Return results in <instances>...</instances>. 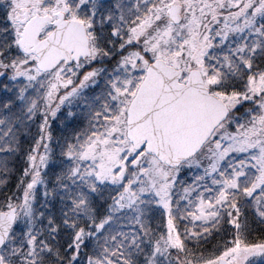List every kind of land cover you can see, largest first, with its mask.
<instances>
[{
  "label": "snow or ice",
  "instance_id": "obj_1",
  "mask_svg": "<svg viewBox=\"0 0 264 264\" xmlns=\"http://www.w3.org/2000/svg\"><path fill=\"white\" fill-rule=\"evenodd\" d=\"M0 264H264V0H0Z\"/></svg>",
  "mask_w": 264,
  "mask_h": 264
}]
</instances>
